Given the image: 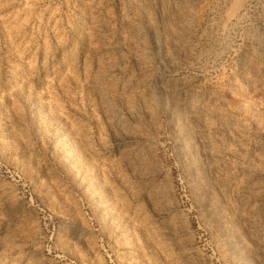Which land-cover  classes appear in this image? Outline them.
I'll return each instance as SVG.
<instances>
[{"label": "rangeland", "instance_id": "rangeland-1", "mask_svg": "<svg viewBox=\"0 0 264 264\" xmlns=\"http://www.w3.org/2000/svg\"><path fill=\"white\" fill-rule=\"evenodd\" d=\"M0 264H264V0H0Z\"/></svg>", "mask_w": 264, "mask_h": 264}]
</instances>
